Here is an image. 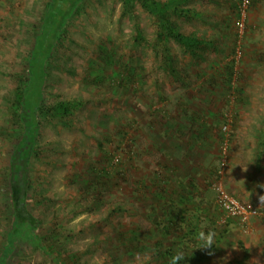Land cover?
Instances as JSON below:
<instances>
[{
  "label": "rangeland",
  "instance_id": "obj_1",
  "mask_svg": "<svg viewBox=\"0 0 264 264\" xmlns=\"http://www.w3.org/2000/svg\"><path fill=\"white\" fill-rule=\"evenodd\" d=\"M49 1L0 0V255L15 217L28 235L3 264H168L177 250L198 249L183 238L187 224L194 236L202 227L217 234L196 264H264V216L246 233L228 226L213 186L220 178L228 193L264 206V0H251L237 60L239 0H182L172 20L204 43L191 53L170 40L172 68L139 0H81L43 86L45 105L81 106L41 121L24 184L4 170L23 135L9 106ZM166 210L188 218L160 228Z\"/></svg>",
  "mask_w": 264,
  "mask_h": 264
},
{
  "label": "trees",
  "instance_id": "obj_2",
  "mask_svg": "<svg viewBox=\"0 0 264 264\" xmlns=\"http://www.w3.org/2000/svg\"><path fill=\"white\" fill-rule=\"evenodd\" d=\"M81 0H51L47 3V11L44 17H41V28L36 35V41L34 47L31 50V54L28 59V73L27 76H22L19 80L18 85L13 90V98L11 100L12 128H15L22 135L21 139H17L14 145L15 153L11 165L4 168L5 175L11 176L14 179L23 181L27 184V167L32 166V162L28 160L30 153H33L35 158L38 157V137L40 133V125L43 119L47 120H59L71 118L73 112L80 108L81 103L76 100H63L58 101L53 105H45V97L43 96L44 85L47 79V68L51 63L54 55L53 46L55 45L58 38L62 37L66 32V24L72 11L78 7L77 12L80 11L82 3L78 6ZM182 0H139L141 6L155 16L158 25L156 32V46L164 51L163 60L164 63L169 67H173V60L170 40H175L187 51L194 53L197 46L204 43V40L198 37L196 34H187L181 31L180 27L172 20L171 13L181 12ZM140 34V30L138 31ZM61 35V36H60ZM59 38V39H60ZM226 74L228 81H232L233 68L231 65L226 67ZM263 151L258 150L257 153V165L263 158ZM13 175V176H12ZM30 186V184H29ZM164 219L165 224H160L159 227L169 230L173 224L180 226V223H185L188 214L185 216L181 212L172 213L166 210ZM161 219V222H163ZM227 225L230 227L231 223H237L234 218H226ZM191 223V221H190ZM26 221L21 222L18 217L14 218V221L8 226L6 230V238L3 244L2 253L0 255V264L4 263V258L10 254L16 245L18 236L23 237L26 231H23ZM24 233V234H23ZM28 236L27 234H25ZM192 237L195 239L193 230L190 229L187 224V229L183 234V238ZM188 237V238H189ZM187 238V240H188ZM38 245L50 244L51 240L49 237H42L41 240L36 236L33 238ZM45 243V244H44ZM239 247L243 249V258L248 257L249 250L244 245L242 240H239ZM171 257L174 253L170 254ZM184 261L180 264H196L201 261L205 256L203 248H198L186 255ZM235 264H240L239 260H234Z\"/></svg>",
  "mask_w": 264,
  "mask_h": 264
},
{
  "label": "built area",
  "instance_id": "obj_3",
  "mask_svg": "<svg viewBox=\"0 0 264 264\" xmlns=\"http://www.w3.org/2000/svg\"><path fill=\"white\" fill-rule=\"evenodd\" d=\"M251 0H239V18L237 23V30L239 33L238 45L235 50V59L241 56V45L240 41L242 38V33L246 27V20L248 17V9L250 7ZM236 59V60H237ZM229 122L224 124L223 129L226 134L229 132L228 129ZM229 133L226 135V138L223 140V150L225 151L229 145ZM218 174H222V170L218 171ZM214 188L217 190L216 204L224 212L226 218H234L237 220L238 225L242 230L248 232L251 218L264 216V206L257 207L247 203L246 201L240 200L234 195L228 193L222 184L221 179L219 178L213 184Z\"/></svg>",
  "mask_w": 264,
  "mask_h": 264
},
{
  "label": "clouds",
  "instance_id": "obj_4",
  "mask_svg": "<svg viewBox=\"0 0 264 264\" xmlns=\"http://www.w3.org/2000/svg\"><path fill=\"white\" fill-rule=\"evenodd\" d=\"M261 205L264 204V195L259 197ZM216 232L214 230H204L202 227L195 236V239L199 242L196 248H205L212 249L216 244ZM195 248V249H196ZM187 256L183 250H177V252L170 257L168 264H180L181 261H184Z\"/></svg>",
  "mask_w": 264,
  "mask_h": 264
},
{
  "label": "crops",
  "instance_id": "obj_5",
  "mask_svg": "<svg viewBox=\"0 0 264 264\" xmlns=\"http://www.w3.org/2000/svg\"><path fill=\"white\" fill-rule=\"evenodd\" d=\"M253 219L255 220V219H257V217H253ZM251 220H252V218H251ZM251 224L254 227L253 222L251 223V221H250L249 231L251 230ZM259 227L262 229L261 233L264 235V224H259ZM241 231L246 233V231H244V230H241Z\"/></svg>",
  "mask_w": 264,
  "mask_h": 264
}]
</instances>
